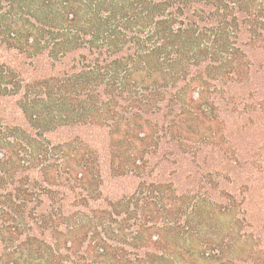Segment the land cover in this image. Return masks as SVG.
Masks as SVG:
<instances>
[{
  "label": "trees",
  "instance_id": "obj_1",
  "mask_svg": "<svg viewBox=\"0 0 264 264\" xmlns=\"http://www.w3.org/2000/svg\"><path fill=\"white\" fill-rule=\"evenodd\" d=\"M0 100V264H264V0H0Z\"/></svg>",
  "mask_w": 264,
  "mask_h": 264
},
{
  "label": "rangeland",
  "instance_id": "obj_2",
  "mask_svg": "<svg viewBox=\"0 0 264 264\" xmlns=\"http://www.w3.org/2000/svg\"><path fill=\"white\" fill-rule=\"evenodd\" d=\"M0 113L4 114L6 121H21V114L18 109L14 106V104L8 100H0ZM81 134L83 136L87 135L86 130L83 128L78 127H71L70 129H62L59 132H54L50 134V137L55 140L65 139L68 137H72L75 134ZM171 168L166 169V174L169 173ZM165 170V169H164ZM262 174V173H261ZM102 175L104 180V189L106 192H111L113 189V184L117 183L118 180L114 179L111 174L109 173L107 162L102 160ZM258 175V174H257ZM261 176V175H259ZM188 184H185L184 187H187ZM230 187V186H229ZM109 192V193H110ZM240 197L243 196V193L240 194ZM247 200L243 202L244 208H248L251 211L252 219L255 222H262L264 223V188L259 187H252L249 191L246 192ZM262 199V201H261ZM262 202V203H261ZM259 220V221H258Z\"/></svg>",
  "mask_w": 264,
  "mask_h": 264
}]
</instances>
